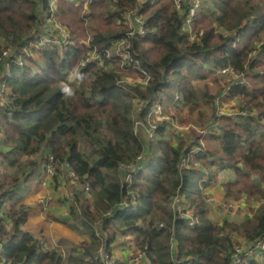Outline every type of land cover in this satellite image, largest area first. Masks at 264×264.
I'll list each match as a JSON object with an SVG mask.
<instances>
[{
	"label": "trees",
	"instance_id": "1",
	"mask_svg": "<svg viewBox=\"0 0 264 264\" xmlns=\"http://www.w3.org/2000/svg\"><path fill=\"white\" fill-rule=\"evenodd\" d=\"M67 1L55 6L51 0H0V78L6 75L7 63L13 75L7 81L6 105L0 109L6 137L0 140V158L14 163L24 154L23 167L30 168L26 175L31 177L50 156L56 166L54 179L68 163L78 187L69 225L85 226L88 239L80 244L64 240L45 252L40 239L20 230L30 208L13 203L1 226L5 264H105L95 262L97 251L112 249L119 235L129 233L142 238V249L148 247L154 264H175L173 243L176 264H233L238 246L249 247L264 238V206L241 223L215 224L208 219L207 204L200 188H193L192 178H206L207 170L212 181L204 186L216 183L214 167H219L236 174L224 183L228 195L255 188L253 195L264 197V0H201L191 34L185 26L190 0L143 5L138 0H91L86 12L76 5L79 0ZM55 9L61 26L69 27L73 44L66 46L64 56L59 46L44 48L47 63L42 65L29 50L40 53L31 42L45 25H52L45 14L54 15ZM136 12L147 14L144 34L136 30L130 36L136 28L128 19ZM86 19L95 20L96 26L88 27ZM89 28L93 36L88 46L81 36H87ZM118 40L130 44L121 57L125 65L114 62L116 66L109 68L113 59H120L107 58ZM145 42L151 47L143 49ZM87 50L99 52L103 67L82 62ZM19 58L29 64L16 68ZM186 65L232 69L245 83L238 81L231 93L244 100L235 115L220 117L216 132L203 137L193 130V136L175 138L171 144L164 137L170 124L160 122L153 129L148 110L163 103L161 93L171 96L177 90L186 99V94L192 95V85L181 72ZM75 69L78 74L72 78ZM131 73L144 83L120 85L122 74ZM252 80L257 84L248 82ZM137 119L150 126L151 139L144 126V136L139 135ZM201 138L208 144L195 157L201 168L192 160L189 168L182 167ZM20 182L0 176L3 203L13 200ZM241 183L248 185L241 188ZM86 186L91 196L84 191ZM179 195L187 197V206L202 219L201 227L184 226L185 220L174 217L169 204ZM10 219L13 229L7 228ZM159 222L166 224L158 228ZM251 259L240 264L258 262Z\"/></svg>",
	"mask_w": 264,
	"mask_h": 264
},
{
	"label": "rangeland",
	"instance_id": "2",
	"mask_svg": "<svg viewBox=\"0 0 264 264\" xmlns=\"http://www.w3.org/2000/svg\"><path fill=\"white\" fill-rule=\"evenodd\" d=\"M57 1H60V0H51L52 5L54 4L56 6ZM90 1L91 0H86L87 3L79 2V1H75V2H77L76 3L77 6H83V10L84 12H86L89 10L88 2ZM190 1L192 2V0ZM66 2H70V1L66 0ZM199 3L201 5V0L199 1ZM175 4L177 8H179L180 5L178 3H175ZM84 12L82 11V13ZM58 13L59 11L55 9L54 12L52 13L54 15L49 16L48 13L45 14V17L49 19V22H51L52 25L51 26L45 25L44 31H42L41 33L42 35L41 34L38 35V37L36 38V41L31 42L32 48L37 46V47H40L41 50L39 54H38V50L37 51L29 50L31 51L29 55L34 58H37V60H39V62L42 63V65L47 63V60L41 53L44 50V48H46L47 46H59L62 50L61 53L64 56L66 46L68 44H73V42L69 39V27L63 24H62L63 26H61V22L59 21L57 17ZM197 13L198 11L195 12V16L192 19V21H191V15L189 17V20L188 21L186 20V24H185L186 28L188 26L191 27V30L192 28H194V23H195V18L197 16ZM141 19L146 20L147 14L143 13ZM54 20L56 22H54ZM86 25L88 27L90 26V28L93 29L96 26L95 20L86 19ZM90 28H89V34L87 36L86 35L81 36V42H85V44L88 46H89L91 37L93 36V33L90 30ZM129 30L130 28H128L127 31L129 32ZM191 30L187 29V31L190 34H191ZM58 33L61 34V37H63L64 39L63 41H62V38L58 36ZM247 34H250V31ZM142 45H144L143 49H146L147 47H151V44H149L148 42H145ZM129 46L130 44L126 42H122V40H118L117 42L114 43V45L111 48H109L107 52L108 59L114 56L120 57V59H113L112 60L113 62H111L112 65H110L109 68L111 67L113 68L116 65H120V63H121L120 66L124 68L125 61L121 59V57L122 56L124 57L123 52ZM87 55L88 57L82 61L83 63L84 61L86 62V60L90 59L93 62H97L95 63L96 66L103 67L105 60L103 59V57L100 56L99 52H97L96 50H91V51L87 50ZM114 62L116 63V65L113 64ZM26 64H29V62H24L21 58H19L17 59V62L15 63L14 66L18 68V67H23ZM189 67L190 65L184 66L181 72L187 78L186 80L190 82V85H192V88H193L192 95L186 94L187 96V99H186V97L181 95L179 91L177 90H175L174 95H171V96L161 93L160 97L162 95L163 97L162 100H164L163 103L161 104V102L158 101L155 104H153V106L148 110L149 112L148 118H149V121L152 120L151 125L153 126V129H156L157 125L160 122L167 121L168 124H170V126L167 127L168 128L167 135H165L164 137L166 141H168L171 144L177 142L175 138L179 137L180 139H182V137H185V135L187 138L193 136L192 135L193 130L197 132V134L198 133L201 134L203 137L212 131L216 132L218 130L219 125L221 124L220 117L223 115H228V116L235 115L239 107L242 105L241 102L244 100L239 94L231 93V88L234 86V84L238 83V81L241 80V83H245L244 77H241L240 75L234 74V73L221 74L220 70L223 68H218L216 71H213L212 67H207V66H205V68H194V69H190ZM10 69H11V65L10 63H7L6 73L8 74L9 81L13 78L12 71L10 72ZM128 70L129 69H125V71H128ZM77 74H78V69L72 70L71 72L72 78H74ZM248 82H250V84L252 85L257 84L253 80L248 81ZM119 83L120 85L128 84V85L134 86L138 84H143V80L136 73L122 74V79ZM138 110H141V109H138ZM214 115H216L215 118H214ZM143 126L145 127L146 132L148 129L149 137L147 138L151 139L153 136V133H152V129H150V126H147L143 122L142 119H137L136 121L137 132L142 137L144 136V132L142 131ZM4 130H5V127L2 124L1 116H0V139L5 141L6 137H5ZM199 142H200L201 147L195 146L194 148H192V153L190 154V157L188 156L190 158V161L191 160L193 161L192 164L197 168H201V167L199 163L197 162V160L195 159L196 153L198 154L202 150V148L208 147L207 141L203 140V138H201ZM48 163H50L49 160H48ZM17 167L19 169V165H17ZM143 168L144 167H142V169ZM214 168H215V171H218L216 183H212L206 187L203 185V183H208L212 181L211 173L209 175V171L207 170L204 171L205 172L204 175L206 177L208 176V178H205L202 176L199 178V176L197 175H195L192 178L193 188L195 186L196 187L200 186L202 188L200 190L207 204V207H206L207 217L210 221L214 222L215 224H222L225 220L241 223L245 221L248 217L253 216L258 209L264 206V197H261L259 194L253 195L255 188H252L251 192H249L248 190H246V188H244L240 191V194L236 192L234 194L232 193L231 195H228L224 187V183L227 180L233 179L234 176L236 175L235 172L226 170V169H219V167H214ZM52 169H53V173H55L56 166L54 164L52 165ZM149 169L153 170V168L151 167ZM148 172H151V171L148 170L146 173ZM0 176L3 177L4 175H0ZM131 178L132 177L128 176L127 179L129 182ZM219 180H224V181L221 183V185L217 187ZM245 182H248V181H245ZM251 182L252 181H250L249 183ZM241 185H242L241 188H243V187H246L248 183H241ZM73 191H74L73 192L74 194L76 189L74 188ZM86 193L87 195L89 194L91 196L90 191ZM207 194H210V196L213 197L216 201L208 202V200H206ZM170 204H169V208H170ZM222 204H230L231 207L227 210H224L221 208ZM72 205H74L73 200L71 201V206ZM239 205H242V208H240ZM182 209L184 210V212H181L182 213L181 218L175 214H174V217H179L180 219H186L184 226H188L190 228H196L197 226H199L198 223L201 224L202 219L200 218V216L195 213L196 211L193 209V207L187 206V197H185V205L182 204ZM170 210L172 211L171 208ZM189 221H192V223L188 224ZM160 224H163L165 226L166 223L159 222L155 225L158 228H160ZM80 231H83V235L87 236L86 238H88V231L85 226H83L82 228L80 227ZM173 231H174V228H173ZM97 233L100 234L99 231H97ZM126 235L129 237L131 236L135 237L134 239L135 247L137 248L138 251H140V249H142V245H141L142 238H138L136 234H131V233L126 234ZM126 235H119L113 242L112 245L116 246L117 252L119 249V243L127 240L125 238ZM86 238L83 241H86ZM81 242H79L78 244H80ZM171 247H172L171 250L173 251L171 259L174 260L176 264V256L174 254L175 244L173 243ZM110 250L113 251L112 249ZM148 252L149 251L147 249V256L150 257L151 260L154 261V255L150 256L148 255ZM132 253L133 251L131 250V254ZM131 254L129 256V260H130V257L131 258L133 257L131 256ZM114 256H115L114 257L115 264H119L118 259L116 257V253H114ZM244 261L248 262L246 260ZM135 264H142V262L141 261L135 262ZM252 264H261V263L259 261V262L252 263Z\"/></svg>",
	"mask_w": 264,
	"mask_h": 264
},
{
	"label": "crops",
	"instance_id": "3",
	"mask_svg": "<svg viewBox=\"0 0 264 264\" xmlns=\"http://www.w3.org/2000/svg\"><path fill=\"white\" fill-rule=\"evenodd\" d=\"M26 160L24 154L16 157L14 163L0 158V175L14 178L16 176L21 180L13 200L7 201L3 208L9 210L13 203L30 208L27 222L20 226V230L40 239L45 252L55 249L64 240L74 244L85 240L87 236L80 231L81 225L75 224V228L69 225L73 224L70 215L71 201L75 194L73 190L78 188L77 185L72 184L70 170L63 168L64 170L54 179V176L46 173L45 162L34 169L33 175L29 177L26 174L30 168L23 167ZM7 228L13 229L12 220L9 221ZM125 238L126 241L119 243L118 252L116 246L112 245L119 264H130L129 256L131 250L135 248V237L126 235Z\"/></svg>",
	"mask_w": 264,
	"mask_h": 264
},
{
	"label": "built area",
	"instance_id": "4",
	"mask_svg": "<svg viewBox=\"0 0 264 264\" xmlns=\"http://www.w3.org/2000/svg\"><path fill=\"white\" fill-rule=\"evenodd\" d=\"M84 1L86 2V0H79V2H84ZM177 1L179 2L180 0H177ZM199 1L200 0H192L193 5L190 9V13L188 15L187 21L189 20L190 15H191V21L194 18L195 12L198 10L199 5H200ZM138 2L142 5L143 4H154L156 2V0H138ZM141 17L142 16H140L137 12H136L135 16H132V15L129 16L128 20H129L130 26L132 28H136L134 31H131V29H130V31H131L129 34L130 36L133 35L136 32V30L141 35L144 34V31H142V28L144 25V20H142ZM187 29L191 30V27L188 26ZM63 40L64 39H62V41ZM122 42H124V41L122 40ZM4 55H7V53H4ZM87 61L91 62L90 59H88ZM220 73L221 74H231V73L235 74V72L230 68H223L220 70ZM146 78L148 79L149 77L146 76ZM7 81H8V74L6 73L5 77L0 78V109L5 107L6 101L8 98L7 97V92H8ZM143 83H144V80H143ZM197 147H201V146H197ZM191 153H192V149L190 151V154ZM48 160L50 161V163H48ZM48 160L46 163V173L48 175L54 176L55 173H53V169H52V165L54 164L53 158L49 156ZM189 161H190L189 157L184 158L183 163H182V167L189 168L190 167ZM63 167L70 170L72 184L76 185L77 184V177L75 176V173H74L73 169L71 168V166L68 163H65L62 166V168ZM206 178H208V176ZM223 181L224 180H219L217 187L219 185H221V183ZM203 185H204V183H203ZM200 189H202V188L200 187ZM84 190L86 192L91 191L89 186H86ZM206 200H208V202L216 201L213 197L210 196V194H207ZM2 201L3 200L1 199V190H0V264H5V258L3 257L4 242H3L2 236H1V226H2V221L6 218L8 210H5L3 208L5 203H3ZM182 204L185 205V195L176 196L170 204V208L172 209V211L175 213V215H178L180 218L182 216L181 212H184V210L182 209ZM230 207H231L230 204H222L221 205V208L224 210H227ZM239 207L242 208V205H239ZM163 227H164V225L160 224V228H163ZM97 236L101 237L99 233H97ZM147 249L148 248L145 247V249H140V251H138L136 247L133 248L132 249L133 253L131 254V256H133V257L132 258L130 257V264H135V262H139V261H141L142 264H154L153 260H151V258L147 256ZM244 256H247V257H244ZM114 257L115 256H114L113 251H111L109 249L106 250L104 247H101L97 251L94 260H95V262H104L105 264H115V261H114L115 258ZM233 258H234L233 264H240V263H242V261H244V259L246 261L252 260L251 258H255L258 262L260 261L261 264H264V238L257 240L256 242L252 243L251 246H249V247L240 248V246H238L234 255H233Z\"/></svg>",
	"mask_w": 264,
	"mask_h": 264
},
{
	"label": "bare ground",
	"instance_id": "5",
	"mask_svg": "<svg viewBox=\"0 0 264 264\" xmlns=\"http://www.w3.org/2000/svg\"><path fill=\"white\" fill-rule=\"evenodd\" d=\"M181 64H182V63H181ZM177 68H178V67H177ZM24 189H25V188H24ZM183 220H186V219H183ZM191 222H192V221H189L188 224H191ZM197 223H198V222H197ZM198 225H199V226H197V227H201V226H202L200 223H198ZM197 227H196V228H197Z\"/></svg>",
	"mask_w": 264,
	"mask_h": 264
},
{
	"label": "clouds",
	"instance_id": "6",
	"mask_svg": "<svg viewBox=\"0 0 264 264\" xmlns=\"http://www.w3.org/2000/svg\"><path fill=\"white\" fill-rule=\"evenodd\" d=\"M65 91H67V89H65Z\"/></svg>",
	"mask_w": 264,
	"mask_h": 264
}]
</instances>
